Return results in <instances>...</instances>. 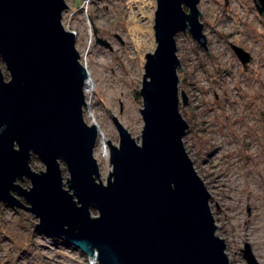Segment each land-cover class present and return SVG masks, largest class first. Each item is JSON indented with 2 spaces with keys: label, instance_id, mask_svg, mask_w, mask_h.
<instances>
[{
  "label": "water",
  "instance_id": "obj_1",
  "mask_svg": "<svg viewBox=\"0 0 264 264\" xmlns=\"http://www.w3.org/2000/svg\"><path fill=\"white\" fill-rule=\"evenodd\" d=\"M253 1L261 12L264 0ZM198 3L156 0V46L145 54L139 90L140 142L112 115L119 143L107 141L111 171L103 183L93 152L98 130L83 118L90 76L61 22L65 0H0L8 75L0 67V204L27 209L37 229L98 264H230L210 193L183 144L175 37L188 30L206 49ZM232 48L245 65L248 54ZM33 157L43 170L32 169ZM241 251L256 264L247 243Z\"/></svg>",
  "mask_w": 264,
  "mask_h": 264
},
{
  "label": "rangeland",
  "instance_id": "obj_2",
  "mask_svg": "<svg viewBox=\"0 0 264 264\" xmlns=\"http://www.w3.org/2000/svg\"><path fill=\"white\" fill-rule=\"evenodd\" d=\"M65 3L61 22L79 34L80 62L92 76L83 118L98 127L93 152L105 183L111 171L107 141L119 143L112 115L140 142L139 90L145 54L156 46V0ZM197 6L208 51L188 30L175 37L182 70L177 68L179 111L188 124L184 148L210 193L216 234L225 240L229 263L248 264L241 251L247 243L256 264H264V9L259 12L253 0H199ZM233 46L248 54L245 65ZM30 165L44 169L38 159ZM37 222L27 209L0 204V264H98L37 229Z\"/></svg>",
  "mask_w": 264,
  "mask_h": 264
},
{
  "label": "bare ground",
  "instance_id": "obj_3",
  "mask_svg": "<svg viewBox=\"0 0 264 264\" xmlns=\"http://www.w3.org/2000/svg\"><path fill=\"white\" fill-rule=\"evenodd\" d=\"M117 20V19H116ZM72 33H74L75 34V36L77 37L79 34L77 33V31H75V30H73L72 31ZM254 43V42H253ZM249 46H251V44H250V42H249ZM253 47V46H252ZM253 49H254V54L257 56L258 55V50L255 48V47H253ZM263 51V50H262ZM260 59V58H259ZM129 62V61H128ZM130 63V62H129ZM133 66V65H132ZM130 69V68H129ZM85 70H87V72H88V75L90 76V73H89V71H88V69L87 68H85ZM133 70V69H132ZM129 71V70H128ZM129 76V75H128ZM91 77L92 76H90V79H87L86 78V80H85V86H86V82L88 81V80H91ZM131 78V77H130ZM124 81V80H123ZM121 82V81H120ZM84 86V87H85ZM114 87V86H113ZM86 88V87H85ZM115 90V89H114ZM84 94H85V90H84ZM86 107H87V103H86ZM97 127V126H96ZM97 130H98V127H97ZM98 134H99V130H98ZM259 237V236H258ZM90 259H92L91 257H89ZM92 261H96V259H92ZM96 262H98V261H96Z\"/></svg>",
  "mask_w": 264,
  "mask_h": 264
},
{
  "label": "trees",
  "instance_id": "obj_4",
  "mask_svg": "<svg viewBox=\"0 0 264 264\" xmlns=\"http://www.w3.org/2000/svg\"><path fill=\"white\" fill-rule=\"evenodd\" d=\"M35 159H37V158H36V157H33V158H32V160H35ZM32 160H31V161H32ZM53 238L55 239V237H53ZM58 239H59V238H58Z\"/></svg>",
  "mask_w": 264,
  "mask_h": 264
}]
</instances>
